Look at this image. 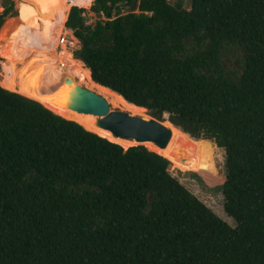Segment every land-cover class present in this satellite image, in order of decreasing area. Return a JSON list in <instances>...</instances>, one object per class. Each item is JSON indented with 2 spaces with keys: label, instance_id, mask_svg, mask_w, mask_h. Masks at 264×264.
<instances>
[{
  "label": "trees",
  "instance_id": "1",
  "mask_svg": "<svg viewBox=\"0 0 264 264\" xmlns=\"http://www.w3.org/2000/svg\"><path fill=\"white\" fill-rule=\"evenodd\" d=\"M73 5L94 81L224 147L236 226L170 173L171 146L125 147L0 85V264H264V0H94V27Z\"/></svg>",
  "mask_w": 264,
  "mask_h": 264
},
{
  "label": "rangeland",
  "instance_id": "2",
  "mask_svg": "<svg viewBox=\"0 0 264 264\" xmlns=\"http://www.w3.org/2000/svg\"><path fill=\"white\" fill-rule=\"evenodd\" d=\"M12 1L14 3V7L10 11V13L17 8L19 12V4L22 1L32 2L31 0H12ZM53 3L55 5L60 4L58 0H53ZM65 3L69 8L67 18H68L70 9L73 4H82L84 5V8L87 9L85 12V19H86L87 26L94 27V25L98 21L105 20V17L103 15L95 14L90 11V8L92 4L94 3V0L93 2L92 0H65ZM170 3L172 5L180 4L186 9H190L192 6V0H170ZM6 4H7V0H0V13L4 11ZM38 8L41 11V8L39 6ZM130 9L131 8L125 9L123 11V14H126ZM132 11L138 12L137 9H133ZM40 16L44 17L42 13H40ZM19 22H21V25L23 26H21V32H19V36L16 39V43L17 42L19 43V41L21 40L28 41L27 46L22 44L20 46V49L23 47H26L28 49L27 52L29 50L30 51L34 50L33 53L36 51H50L51 58L53 57L52 59L55 61L54 63L55 67L59 70L61 75L70 76L78 84L101 94L107 100V98L101 92H99L97 89H94L92 88V86H90V84L87 81L86 72L84 71L83 65H79L77 63L76 66L72 67L68 65L67 63H65L66 56L68 55L71 58H75L74 51L80 47V42L75 37L73 31L66 27L65 25L66 21L64 23V26L67 29H63L61 31L58 40L57 41L55 40L56 43L52 42L48 45L42 42V37H43L42 30L38 32L33 31V28L26 25L21 20L20 16H18L16 21L12 23L7 22V24H13L12 28L8 32L10 33V31ZM8 32L3 34L1 38H7L9 36ZM1 44H2V40H0V45ZM14 47L15 45L11 47L10 51L13 50ZM25 55H27V53L24 55H21L20 57L16 56L13 58H9L11 56L2 57L0 55V68L2 67V61H4V62H7V64H5L4 67H8L12 69L15 64V62H13L14 61L13 59H19L18 62H20L21 61L20 59H22ZM222 62H223L224 67L230 73L239 72L241 70V64H242V51H240V49H238L235 46L227 47L224 50V53L222 56ZM63 64H65L64 68L62 66ZM61 70L63 71V73ZM81 72H82V75H81ZM83 72H85V74ZM42 102H46V101H42ZM110 108L111 110H115V108L120 109L117 107H112L111 104H110ZM138 115L148 116L150 114L148 110H146V111H139ZM163 117L166 123L171 127L173 131L171 141L169 142V145H168V146H171L172 148V151L170 154L171 156L170 160L174 162V164L175 162H177V166L180 168L206 170V171H201V172H196V171L183 172V171H180L170 166L169 167L170 173L173 176H175L193 194H195L202 202H204L208 207H210L220 218L228 222L232 227H235L236 226L235 220L232 217L228 216L224 210V194L221 188V185L224 183L225 176H226L225 175L226 171H225V149L224 147H219L213 138L193 137L188 132L183 131V129H181L180 127L168 122L167 113H165ZM112 141L117 142L121 145H123V143L125 142H127L129 146L133 144V143H130V140H125L119 137H116ZM196 144L198 148L208 149V150H197L195 147ZM216 147H218V149H215ZM210 150H212L214 154L211 153ZM183 163H187V164H183ZM212 172L214 173L217 172V173L214 174Z\"/></svg>",
  "mask_w": 264,
  "mask_h": 264
},
{
  "label": "bare ground",
  "instance_id": "3",
  "mask_svg": "<svg viewBox=\"0 0 264 264\" xmlns=\"http://www.w3.org/2000/svg\"><path fill=\"white\" fill-rule=\"evenodd\" d=\"M31 1L32 2L22 1L19 4V16L21 20L26 25L32 27L35 32L42 30V42L44 44L56 43L61 31L67 29L64 23L67 19L69 8L65 0H58L60 3L59 5H55L53 0ZM38 6L41 8V11ZM40 13H42L44 17L40 16ZM19 23L10 33L8 31L12 28L13 24H7L0 31V40H2L0 55L2 57L11 56L9 58L16 56L20 57L26 53L27 55L20 59L21 63L18 62L19 59H13L15 64L12 69L4 67L7 62L2 61V67L0 68V85L10 91L20 92V94L35 99L50 108L53 112L68 119L75 120L86 129L98 133L111 141L114 140L116 137L112 135L110 131L102 129L96 124L100 115L78 112L68 108L64 104V92L69 88L65 85L64 80L68 75L60 74L59 70L55 67V61L52 59L53 57L51 58L50 51H36L33 53L34 50H29L27 52L28 49L26 47L20 49L22 44L27 46L28 41L21 40L19 43H16L19 32H21V26H23L21 22ZM7 32L9 36L7 38H1V36ZM14 45L15 47L10 51L11 47ZM65 59V63L72 67L76 66L77 63L84 66V71L86 72L87 81L90 86L101 92L112 107L127 110L136 115H138L139 111L147 110L145 107L127 101L121 94L111 88L94 81L91 77L90 69L81 60L71 58L68 55ZM85 72L83 73L85 74ZM70 79H72L75 84H78L73 78L70 77ZM59 102L63 104L59 105ZM125 140H130V143L136 144L134 139ZM123 145L125 147L129 146L127 142L123 143Z\"/></svg>",
  "mask_w": 264,
  "mask_h": 264
},
{
  "label": "water",
  "instance_id": "4",
  "mask_svg": "<svg viewBox=\"0 0 264 264\" xmlns=\"http://www.w3.org/2000/svg\"><path fill=\"white\" fill-rule=\"evenodd\" d=\"M18 16L17 8L3 17L0 21V31L7 22L16 21ZM64 83L69 87L64 92V104L78 112L100 115L96 124L102 129L110 131L115 137L134 139L136 144L152 142L161 149L169 145L173 131L165 120H159L151 115L139 116L122 109L111 110L109 102L101 94L80 84H75L68 76ZM62 104L59 102V105ZM168 122L170 121L168 120ZM170 166L173 167L172 162Z\"/></svg>",
  "mask_w": 264,
  "mask_h": 264
},
{
  "label": "crops",
  "instance_id": "5",
  "mask_svg": "<svg viewBox=\"0 0 264 264\" xmlns=\"http://www.w3.org/2000/svg\"><path fill=\"white\" fill-rule=\"evenodd\" d=\"M178 167V166H177ZM180 168V167H179ZM180 169H182V170H186V169H191V168H180ZM192 170H200V169H192ZM203 170V169H202ZM209 172H211V171H209ZM212 173H214V172H212ZM217 173V172H216ZM216 173H214V174H216Z\"/></svg>",
  "mask_w": 264,
  "mask_h": 264
},
{
  "label": "flooded vegetation",
  "instance_id": "6",
  "mask_svg": "<svg viewBox=\"0 0 264 264\" xmlns=\"http://www.w3.org/2000/svg\"><path fill=\"white\" fill-rule=\"evenodd\" d=\"M62 66H63V68H64L65 64H63ZM61 71H62V70H61ZM62 73H63V71H62Z\"/></svg>",
  "mask_w": 264,
  "mask_h": 264
}]
</instances>
